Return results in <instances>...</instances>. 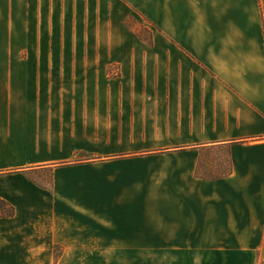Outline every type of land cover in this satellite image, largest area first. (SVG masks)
Returning <instances> with one entry per match:
<instances>
[{
	"label": "crops",
	"instance_id": "obj_1",
	"mask_svg": "<svg viewBox=\"0 0 264 264\" xmlns=\"http://www.w3.org/2000/svg\"><path fill=\"white\" fill-rule=\"evenodd\" d=\"M2 17L30 43L0 54V264H135L102 235L264 262V0H0L7 42Z\"/></svg>",
	"mask_w": 264,
	"mask_h": 264
},
{
	"label": "rangeland",
	"instance_id": "obj_2",
	"mask_svg": "<svg viewBox=\"0 0 264 264\" xmlns=\"http://www.w3.org/2000/svg\"><path fill=\"white\" fill-rule=\"evenodd\" d=\"M2 30L7 36V42L4 37H0V54H29L28 47L26 43V37L23 36V40H15L13 37V31L10 33L12 37V42L9 41V31L8 21L6 17H2ZM129 27L134 30L138 37L144 40H150L154 38V33L157 32V27L152 25L145 17L140 15H135L128 23ZM18 31V29H17ZM48 176V174H47ZM0 211L7 212V209H2ZM103 247L115 248L119 250H126V252H119L120 254H128V256H123L124 258H134L135 264H146L147 258H149L150 264H159V249L160 248H173L178 246H197L196 241L175 238V235H102ZM134 249L135 252H131ZM139 249H151L150 255L147 256L146 252L143 256ZM130 254H134L131 256Z\"/></svg>",
	"mask_w": 264,
	"mask_h": 264
},
{
	"label": "trees",
	"instance_id": "obj_3",
	"mask_svg": "<svg viewBox=\"0 0 264 264\" xmlns=\"http://www.w3.org/2000/svg\"><path fill=\"white\" fill-rule=\"evenodd\" d=\"M152 40V39H150ZM0 207H2V209H7V212H3V211H0V216H13L15 211H14V208L9 206L7 202L3 201L0 199ZM260 264H264V262H260Z\"/></svg>",
	"mask_w": 264,
	"mask_h": 264
}]
</instances>
